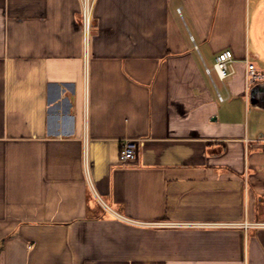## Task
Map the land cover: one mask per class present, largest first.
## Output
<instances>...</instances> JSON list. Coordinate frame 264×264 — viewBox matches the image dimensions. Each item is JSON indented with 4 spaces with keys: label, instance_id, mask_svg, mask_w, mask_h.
<instances>
[{
    "label": "crops",
    "instance_id": "1",
    "mask_svg": "<svg viewBox=\"0 0 264 264\" xmlns=\"http://www.w3.org/2000/svg\"><path fill=\"white\" fill-rule=\"evenodd\" d=\"M83 17L0 0V264H264V227L241 226L264 224V0Z\"/></svg>",
    "mask_w": 264,
    "mask_h": 264
},
{
    "label": "built area",
    "instance_id": "2",
    "mask_svg": "<svg viewBox=\"0 0 264 264\" xmlns=\"http://www.w3.org/2000/svg\"><path fill=\"white\" fill-rule=\"evenodd\" d=\"M84 1V27L88 32L91 26V20L89 17L90 11L94 4L95 0H83ZM181 13V10H179ZM233 55L230 51H224L216 58V63L213 68L206 66L207 74L213 79L214 73L218 75L221 81H225L228 77H230L233 73L232 65H233ZM247 64V72H246V83L247 86L255 85L259 82L264 81V73L259 71L258 68L246 61ZM219 93V92H218ZM219 99L224 101V98L219 93ZM137 157V143L136 141H126L122 144L119 160L121 163H127L130 161H134ZM206 227H219L218 225H202ZM243 228H250L252 226L256 227H264V224H248L244 223L241 225Z\"/></svg>",
    "mask_w": 264,
    "mask_h": 264
},
{
    "label": "rangeland",
    "instance_id": "3",
    "mask_svg": "<svg viewBox=\"0 0 264 264\" xmlns=\"http://www.w3.org/2000/svg\"><path fill=\"white\" fill-rule=\"evenodd\" d=\"M213 77L215 78L216 77V74L214 73Z\"/></svg>",
    "mask_w": 264,
    "mask_h": 264
}]
</instances>
